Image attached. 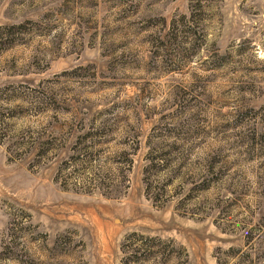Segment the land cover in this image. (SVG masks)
<instances>
[{
    "label": "rangeland",
    "instance_id": "rangeland-1",
    "mask_svg": "<svg viewBox=\"0 0 264 264\" xmlns=\"http://www.w3.org/2000/svg\"><path fill=\"white\" fill-rule=\"evenodd\" d=\"M0 264H264V0H0Z\"/></svg>",
    "mask_w": 264,
    "mask_h": 264
}]
</instances>
